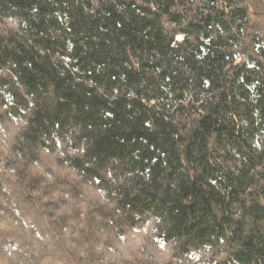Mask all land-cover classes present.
<instances>
[{"label":"trees","instance_id":"1","mask_svg":"<svg viewBox=\"0 0 264 264\" xmlns=\"http://www.w3.org/2000/svg\"><path fill=\"white\" fill-rule=\"evenodd\" d=\"M261 43L264 0H0V264H264Z\"/></svg>","mask_w":264,"mask_h":264},{"label":"rangeland","instance_id":"2","mask_svg":"<svg viewBox=\"0 0 264 264\" xmlns=\"http://www.w3.org/2000/svg\"><path fill=\"white\" fill-rule=\"evenodd\" d=\"M147 228V227H146ZM144 230H145V228H144ZM142 232H145V231H143L142 230ZM135 234V233H134ZM122 242V241H121ZM156 243H157V247H158V249H161V250H164V248L162 247V245H161V243L160 242H158V240H156ZM196 260H197V256H191L190 257V261H192V263H190V264H196L195 262H196Z\"/></svg>","mask_w":264,"mask_h":264},{"label":"built area","instance_id":"3","mask_svg":"<svg viewBox=\"0 0 264 264\" xmlns=\"http://www.w3.org/2000/svg\"><path fill=\"white\" fill-rule=\"evenodd\" d=\"M259 46H262L263 48H264V44L263 43H261ZM259 46H256V49L259 47ZM234 59H237V56H234ZM158 242H160L159 240H158ZM161 243V245H162V247H163V243L162 242H160ZM197 256L196 254H191L190 256H188V258L190 259V257L191 256Z\"/></svg>","mask_w":264,"mask_h":264}]
</instances>
